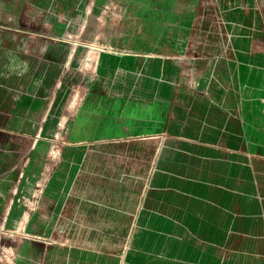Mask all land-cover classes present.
<instances>
[{"label":"rangeland","instance_id":"374dc122","mask_svg":"<svg viewBox=\"0 0 264 264\" xmlns=\"http://www.w3.org/2000/svg\"><path fill=\"white\" fill-rule=\"evenodd\" d=\"M221 4L209 7L213 34L231 25ZM136 5L0 0V264H264V144L251 143L264 141V64L189 69L188 31L154 46ZM217 45L202 52L219 59ZM107 70L132 104L81 111ZM197 90L208 102L189 98Z\"/></svg>","mask_w":264,"mask_h":264},{"label":"crops","instance_id":"0c3cea01","mask_svg":"<svg viewBox=\"0 0 264 264\" xmlns=\"http://www.w3.org/2000/svg\"><path fill=\"white\" fill-rule=\"evenodd\" d=\"M127 1L136 2L137 8L135 10V13L141 17V22L143 23L145 34L149 33L150 35H153L152 38L154 41V46L158 44L157 47H160V45L162 44V37L169 39L168 42H170L171 44L173 43L174 45L175 43V45H177V30L185 28L188 31L189 69H193L198 65L205 67L208 66L210 67L209 70H207L209 74V72L213 70L211 66L216 65L219 67H229L233 65L235 68L237 67V71L239 73L241 65L255 66L256 64H264V7L263 9L256 10V5L254 4L255 2H258L260 0H219V2L222 3L221 9L225 10L220 12H224L223 17L227 16L230 20L231 25H227L228 27H226L225 30L223 29V31H220L218 29L217 34L212 33L211 27L209 25L210 19H212L211 17L215 18V13L219 12L218 8L216 10H209L211 2H214V0ZM226 2H230V9H228V4H226ZM261 2L264 3V0H262ZM247 3L249 4V9H247ZM131 7L132 6H128V12H130ZM199 8L202 9V11H206L207 9L208 10L206 15L204 13L202 14V17L206 18L207 22H205L206 24H203L200 34L197 35L198 30H196L195 18L198 16L197 10H199ZM214 35H216L218 39L217 50H219V59H215L209 53L207 54L206 51L205 54L202 52V50L204 51V49H210L211 41L213 40ZM201 41L205 42V47L202 43L200 44ZM149 45L150 42H147V46L144 48L151 49ZM224 49H229L233 52L231 54H225L223 52ZM121 63H117L115 65L112 63V66H131V61ZM131 76L132 75H127V73L123 70L120 74V78L123 81H125L126 78L130 80ZM110 77L111 74L108 70L105 72L97 71L95 74H93L92 79L90 80V84L85 89V95L80 102L81 111L91 113L93 111H99L107 105L108 99L110 98H115L118 102L121 103L127 101V104H132V99L128 98L129 95H127V93H116V91L114 90L115 88L113 80L112 82H110ZM207 78L208 77H206V79ZM80 81H82V79H80ZM238 86L239 84L234 87L232 86V89L235 90L233 97H235V100H237L236 108L239 109L240 112L242 111V104L239 99L242 98V96L241 93H237ZM139 92H141L140 94H143V96H147V93H145L144 91ZM195 96L198 98H205L208 102V97L205 90H197L196 93L189 92V98L193 99V97ZM256 97L261 101L264 100V91L261 92V94H257ZM30 98H28L27 100L30 104H32V107L34 108L38 103V96H36L34 93L32 96H30ZM77 102L78 94L73 97L70 103V107H75ZM155 103L156 113H158L159 111L161 112L160 102ZM189 103H191V106L195 104L194 101H190ZM201 104L202 107H207L203 103ZM240 121H242L241 117H239L237 122ZM258 127L262 129L264 125H262V127L256 126L255 129H257ZM251 143L258 145L264 144V141H258V138L254 136ZM112 160H115V157H112L111 161ZM64 177H66V174L59 175L57 181L56 179H53L49 182L48 185L50 188L48 189L47 193L52 194L56 197L44 198L42 203L49 204V206H47L48 208H52L53 204L58 200H60L59 204H61V202L63 201L64 185H62V183ZM27 192H29V190H27ZM52 219L53 217H49V225H51L50 221ZM78 240L86 244H92L94 242V240L89 237L87 233H81Z\"/></svg>","mask_w":264,"mask_h":264}]
</instances>
